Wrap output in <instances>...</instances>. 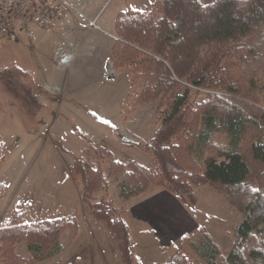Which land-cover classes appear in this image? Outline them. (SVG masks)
<instances>
[{"label":"trees","instance_id":"16d2710c","mask_svg":"<svg viewBox=\"0 0 264 264\" xmlns=\"http://www.w3.org/2000/svg\"><path fill=\"white\" fill-rule=\"evenodd\" d=\"M115 31V68L145 79L139 102L159 101V125L146 145L157 168L110 161V172L122 175L120 197L156 187L195 207L196 188L210 186L242 215L231 250L225 255L200 226L201 238L185 235L165 264H191L188 247L197 264H264V0H155L149 10L120 12ZM191 87L209 92L195 101ZM82 155L98 160L110 153L87 143ZM5 160L0 142V168ZM71 172L123 264H137L127 223L107 199L95 201L106 183L101 166L77 158ZM20 207L0 226L2 264H36L60 252L67 228L78 234L74 214L28 222ZM23 241L28 258L16 253Z\"/></svg>","mask_w":264,"mask_h":264},{"label":"rangeland","instance_id":"374dc122","mask_svg":"<svg viewBox=\"0 0 264 264\" xmlns=\"http://www.w3.org/2000/svg\"><path fill=\"white\" fill-rule=\"evenodd\" d=\"M154 1L62 0V18L48 27L32 26V37L18 28L0 34V142L6 154L0 168V226L18 205L28 222L70 214L78 220V234L67 228L60 252L36 264H123L105 223L94 219L83 203L82 184L71 166L77 158L101 166L106 183L95 192V201L107 199L119 216L131 219L139 199L120 197L122 175L112 174L109 165L112 160L132 159L156 170L146 145L159 125V101L139 102L145 79L130 75L128 68H115L114 59L107 71L102 61L113 54L118 14L149 10ZM63 47L71 53L66 65L56 57ZM261 83L264 86V77ZM191 89L195 101L209 92ZM261 101L264 105V87ZM124 136L140 144L125 142ZM87 143L110 155L83 158ZM158 189L150 187L145 197H152L150 202L159 208L167 201L165 206L175 209L171 200L152 196ZM196 193L195 207H179V220L185 224L162 239L179 241L186 234L199 240V227L204 226L227 255L242 215L210 186L198 187ZM124 220L137 264H165L181 247L178 241L161 245V233L151 236L146 228L135 230L136 222ZM93 225L99 230L88 227ZM186 250L190 263L197 264L195 253ZM16 253L29 257L26 242L16 245Z\"/></svg>","mask_w":264,"mask_h":264},{"label":"built area","instance_id":"2783aa9c","mask_svg":"<svg viewBox=\"0 0 264 264\" xmlns=\"http://www.w3.org/2000/svg\"><path fill=\"white\" fill-rule=\"evenodd\" d=\"M62 16V0H0V34H9L18 28L32 37V26H51ZM56 57L59 64L66 65L71 53L69 49L59 48Z\"/></svg>","mask_w":264,"mask_h":264},{"label":"crops","instance_id":"0c3cea01","mask_svg":"<svg viewBox=\"0 0 264 264\" xmlns=\"http://www.w3.org/2000/svg\"><path fill=\"white\" fill-rule=\"evenodd\" d=\"M114 38L116 41V39H117L116 31H115ZM115 41H114V43H115ZM113 46H114V44H113ZM112 49H113V47H112ZM109 60H111L113 62V54L110 58L107 57L106 60L102 61L103 66L107 71H109V69H108ZM148 194L149 193H144V194L136 197V200H138V199L139 200L137 203L134 201L135 202L134 206L132 207V210L130 211L131 219H127L124 215H122L123 218L126 219L127 221H131V223H133L134 225L137 223L135 226V230H137V228H139L140 230L142 228H146V230H144V229L143 230L146 231L145 233L151 234V236H156L157 233H161L160 236L158 235V238L161 239V241H160L161 245H165V244L170 245L171 243L177 242L178 240L175 241V240H171V239H162V238L169 236L170 233L178 232L180 230V227L183 224H185L184 221L179 220L181 218V216L179 217V215L181 214L179 207L182 203H179V200L177 199V197L174 196L173 194L169 193L168 191L163 190V189H158V191L152 193L153 194L152 196L158 195L163 200L166 198L167 200H171L175 204V209L173 208V209L169 210L164 204L167 201H164L163 206L161 208H159L158 205H155L153 202H150L152 197H149V198L145 197V196H148ZM150 195H151V193H150ZM133 199H135V198H133ZM182 220H184V218ZM141 225H143L145 227L140 228ZM94 226L96 228H92ZM88 227L91 229H95V230L98 229L99 230V226L97 227L96 225L88 226ZM148 228H149V230H147ZM129 230H130V228H129ZM143 230H141V231H143ZM185 235L186 234H183L180 237V239L178 241L180 244H181L182 238ZM1 264H2V262H1Z\"/></svg>","mask_w":264,"mask_h":264},{"label":"water","instance_id":"95a60500","mask_svg":"<svg viewBox=\"0 0 264 264\" xmlns=\"http://www.w3.org/2000/svg\"><path fill=\"white\" fill-rule=\"evenodd\" d=\"M123 140L125 141V142H128V143H132V144H138V142H136L135 140H133V139H130V138H127V137H123Z\"/></svg>","mask_w":264,"mask_h":264}]
</instances>
